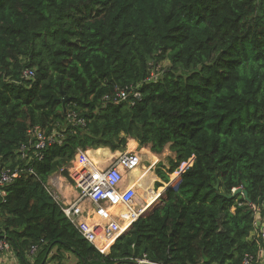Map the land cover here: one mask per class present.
Wrapping results in <instances>:
<instances>
[{"label":"trees","instance_id":"16d2710c","mask_svg":"<svg viewBox=\"0 0 264 264\" xmlns=\"http://www.w3.org/2000/svg\"><path fill=\"white\" fill-rule=\"evenodd\" d=\"M131 86L142 94L133 104V95L104 98ZM70 110L86 125L71 124ZM35 126L64 132L62 140L42 159L23 160L18 150ZM127 136L155 153L170 145L169 169L157 168L165 182L195 160L163 204L103 255L44 182L79 147L122 150ZM19 164L39 178L26 173L4 186L0 239L21 264H115L144 254L161 264H239L258 253V240L264 250L263 236L249 238L260 226L244 195L230 197L243 187L251 202L264 200V0H0V170Z\"/></svg>","mask_w":264,"mask_h":264},{"label":"built area","instance_id":"2783aa9c","mask_svg":"<svg viewBox=\"0 0 264 264\" xmlns=\"http://www.w3.org/2000/svg\"><path fill=\"white\" fill-rule=\"evenodd\" d=\"M25 74L30 76L33 71L27 70ZM131 93L134 95L132 103L142 97L141 93L131 86L128 89L117 87L115 93L106 95V98L119 102L129 99ZM68 118L76 124L85 125V120L79 117L75 111L69 112ZM29 132L31 135L29 142L20 148L22 159L29 158L32 148H35L32 157L42 159L44 149L53 143H60L63 136L60 131L47 135L40 126L32 127ZM140 163L141 156L136 151L123 152L109 160L106 158L95 160L91 157L88 149L79 148L75 159L71 161L69 166L71 175L75 179V187L78 188L75 198L68 201L67 197L53 192L51 187L47 186V190L53 194L54 198L62 202V210L77 226L81 234L102 253H107L113 242L124 234L146 211L145 203L137 198L138 182L127 187L124 186L130 172L136 169ZM79 167L81 170L77 174ZM23 171V168L17 167L15 169H3L0 172L1 195H5L3 187L20 176ZM30 171L34 173L32 169ZM252 207L258 211L257 206L253 205ZM261 232L264 235V229H261ZM9 249L10 244L6 240L0 239V251H8ZM34 249L35 247H33ZM263 254L264 250L262 246H259L257 254H246L240 264H258ZM123 264L160 263L152 261L147 255H144L143 258L136 259L135 263Z\"/></svg>","mask_w":264,"mask_h":264},{"label":"clouds","instance_id":"9594fccd","mask_svg":"<svg viewBox=\"0 0 264 264\" xmlns=\"http://www.w3.org/2000/svg\"><path fill=\"white\" fill-rule=\"evenodd\" d=\"M166 61L167 60H163V61H160V62H157L158 64H157V66L159 67V69L161 70V73H162V75H163V73L165 74V72L167 71V68H168V66L170 65V63H169V65H167L166 64ZM27 70H32V69H27ZM27 70H25L24 71V73H23V75L25 76V77H31V76H33L34 75V71H33V74L32 75H30V76H27L26 74H25V72L27 71ZM134 87V86H133ZM117 88V87H116ZM115 88V89H116ZM120 88H122V87H120ZM129 88H131V87H129ZM135 88V87H134ZM115 89H114V92L111 94V95H113L114 93H115ZM125 89H128V88H125ZM136 90V89H135ZM139 91V90H138ZM140 92V91H139ZM141 93V92H140ZM108 94H110V93H108ZM108 94H106V95H108ZM106 95L104 96V98L106 99V100H108V101H111V102H113V103H118V102H114L113 100H111V99H108V98H106ZM131 95H133V93H131ZM141 96H142V94H141ZM133 97H134V95H133ZM141 99V98H140ZM134 100V99H133ZM136 100H138V99H136ZM122 101V100H121ZM130 102L132 103V100H130ZM133 104V103H132ZM71 111H75V110H70L69 112H71ZM68 112V113H69ZM76 112V111H75ZM76 113H78V112H76ZM79 115V114H78ZM85 120V119H84ZM68 121L69 122H71L70 120H69V118H68ZM71 124H76V123H74V122H71ZM77 125V124H76ZM85 125H86V121H85ZM85 125H83V126H85ZM63 134H64V132H62ZM131 137V136H130ZM131 139H134V140H136L135 138H133V137H131ZM29 140H30V136H29ZM29 140H28V142H29ZM137 141V140H136ZM138 142V141H137ZM130 143V142H129ZM129 143H127L126 144V147L128 146V147H130L131 148V146H130V144ZM169 145V144H168ZM167 145V146H168ZM141 146V145H140ZM150 147L151 148V145L150 144H148V145H145V147ZM22 147V146H21ZM20 147V148H21ZM126 147H125V149H122V150H115V151H113L111 148H109V147H102V148H107L110 152H111V154H112V156L111 157H107V156H93L92 154H91V151H93V150H97V149H99L100 147H98V148H94V147H88V148H82V147H79V148H82V149H88L89 150V153H90V155H91V157L93 158V159H95V160H103V159H105L106 158V160H109V159H112V158H114V157H117V156H119L121 153H123V152H127V151H131V152H134V151H136V152H138L139 154H140V156H141V163H140V165L136 168V169H134V170H132L131 172H130V174L131 173H133V172H135V171H139V169L140 168H142V166L144 165V164H149L148 165V167H147V169H144V171L143 172H141V173H139V175H137L136 177H137V179H136V181L135 182H138V196H137V198H138V200L139 201H141L142 203H145V205H146V211L144 212V214H142L138 219H140L141 217H143L144 215H146L147 213H149L154 207H156V205L154 206V204H155V202H157V200H161V202H162V204H163V197H164V194H165V192L167 191V189L168 188H178V186H179V184H180V182H181V176H182V174H183V172L187 169V168H189L191 165H193V163H194V160H195V156H193L192 158H190L189 159V161L188 162H185L184 164H189V166L188 167H186V168H184V169H182V170H176V172H178L180 175H179V179H178V185L175 187L174 185H173V182L174 181H172V179L169 181V182H165L164 181V179H162L161 177H159L158 176V174H157V167L159 168L160 166L161 167H163L164 168V170H168L169 169V165H167V163L166 164H164V162L161 160V158L159 159L158 158V160H153V161H150V162H147V161H145V159H144V157H143V154H142V152H140V151H138V150H136V148L135 147H133V148H131L130 150H126ZM142 147H144V146H142ZM169 147H170V145H169ZM20 148H19V150H18V153H20V157H21V152H20ZM78 148V149H79ZM77 149V150H78ZM170 149H171V147H170ZM77 150H76V153H77ZM152 150V149H151ZM172 151V150H171ZM44 152V151H43ZM153 154H156V155H158V157H159V154H161V153H155V152H153V151H151ZM173 152V151H172ZM76 153H75V155H76ZM44 156V155H43ZM172 157H174V152H173V156ZM22 158V157H21ZM29 158H31L32 160H40L39 158H33L32 156H30L29 155ZM29 158H28V160H29ZM171 158V157H170ZM170 158H168L169 159V162H170ZM73 159H75V156H74V158ZM72 159V160H73ZM23 160H27V159H23ZM72 160H70V162L65 166V167H62L59 171H56L55 173H53L52 175H50L47 179H48V182H44V185H45V188H46V190H47V186H50L51 187V189H52V191L53 192H55V193H57V194H62V195H64L65 197H67V200L68 201H72L75 197V195L77 194V191H78V188H76L75 187V180H74V182H72L68 177H67V175L65 174V171H68V173L71 175V172H70V170H69V166H70V164H71V161ZM192 160V163H190V161ZM17 167H21V168H23L24 169V171H23V173L20 175V176H18V177H16V178H19V177H21L23 174H26V173H28V174H30V175H33V176H35V177H37V178H39V175L36 173V171H35V169H34V167H33V165H31V164H24V165H21V164H19V165H17V166H15V167H4V168H2L1 170H0V172L3 170V169H15V168H17ZM30 169H32L33 171H34V173H32L31 171H30ZM150 170H152V171H150ZM148 172H151V173H153V175H155V176H158L159 178H161L162 179V182H160V181H158L157 180V177L155 178V180H154V182H153V192L154 193H157L159 196L156 198V200L153 202V203H151L148 199H147V197H146V194H145V192L142 190V188L140 187V183H141V180H142V178L146 175V173H148ZM182 172V173H181ZM174 173V172H173ZM172 173V174H173ZM129 174V175H130ZM144 174V175H143ZM169 174V177L171 178V173H168ZM143 175V176H142ZM72 176V175H71ZM142 176V177H141ZM73 177V176H72ZM141 177V178H140ZM15 178V179H16ZM140 178V179H139ZM14 179V180H15ZM139 179V180H138ZM13 180V181H14ZM12 181V182H13ZM127 181V180H126ZM11 182V183H12ZM134 182V183H135ZM158 182H160L161 183V185L162 186H157V183ZM54 183H55V185H54ZM10 184V183H9ZM7 185V184H6ZM131 185V184H130ZM124 186H126V182L124 183ZM71 187H72V192L70 193V191H71ZM127 187V186H126ZM160 188H165L162 192L160 191ZM237 188H239V187H236V188H234L233 189V191H235ZM243 188V187H242ZM3 189H4V187H3ZM158 189V190H157ZM244 189V188H243ZM4 191H5V189H4ZM48 191V190H47ZM144 192V195H141L140 194V192ZM48 193L53 197V199L61 206L62 204V202H59V201H57L55 198H54V196H53V194H51L49 191H48ZM5 194H6V191H5ZM233 194V193H232ZM241 194H243V193H241ZM239 195V194H238ZM244 195V194H243ZM245 197V196H244ZM246 200V199H245ZM247 201V200H246ZM161 204V205H162ZM247 204L249 205V207L254 211V222H255V226L256 225H259L260 226V228H255L254 230H252L251 231V236L249 237L250 239L253 237H255L256 236V234H258V235H261V236H263L264 237V235L262 234L263 232H261V229H264V220H262V217H264V216H262V211L264 210V200L261 202V203H257V204H255V203H253V202H251L250 201V203L247 201ZM253 205H255V206H257L258 207V211H255V209L252 207ZM64 212V211H63ZM65 213V212H64ZM66 215V214H65ZM67 216V215H66ZM68 217V216H67ZM69 218V217H68ZM70 219V218H69ZM137 219V220H138ZM136 220V221H137ZM71 221V220H70ZM135 221V222H136ZM134 222V223H135ZM71 223H72V225L76 228V230L78 231V233L84 238V239H86L82 234H81V232L79 231V229L77 228V226L71 221ZM134 223H133V225H134ZM133 225L124 233V234H126L132 227H133ZM124 234H122L119 238H117L114 242H113V244L110 246V248H109V251L107 252V253H102L92 242H90L89 240H87L90 244H92L100 253H102L103 255H109L110 254V252H111V250H112V247L114 246V244L124 235ZM6 240L9 244H10V249L8 250V251H2V252H4V253H11V252H13L14 253V255H13V258L14 259H16V260H18L17 262L20 264V261H19V258H18V256H17V254H16V252H15V250H14V248L12 247V245H11V243H10V241H9V239L6 237V236H4L3 238H1V240ZM257 244H258V249H259V246H262L263 244H261V240L259 241H257ZM33 247H35V249L33 250ZM262 248H263V246H262ZM38 252V244H33L29 249H28V251H27V256H28V258L29 259H31L32 261H33V257L36 255V253ZM53 252H54V250H53ZM52 253V252H51ZM248 253H250L251 254V252H247V253H245L244 254V256H243V258H242V260H241V262L243 261V259H244V257L246 256V254H248ZM252 254H254V253H252ZM256 254H257V252H256ZM144 255H147V254H144ZM144 255L142 256V257H135V258H133V257H127L124 261H119V260H116V262H115V264H123V263H135L136 262V259H138V258H143L144 257ZM263 256H264V254H263ZM148 257V256H147ZM149 258V257H148ZM150 260H152L151 258H149ZM152 261H154V260H152ZM155 262H158V261H155ZM240 262V263H241ZM158 263H160L161 264V262H158ZM239 263V264H240ZM211 264H215V263H211Z\"/></svg>","mask_w":264,"mask_h":264},{"label":"crops","instance_id":"0c3cea01","mask_svg":"<svg viewBox=\"0 0 264 264\" xmlns=\"http://www.w3.org/2000/svg\"><path fill=\"white\" fill-rule=\"evenodd\" d=\"M135 144H136V146H135L136 150L142 152L143 157H144L145 161H147V162H150V161H153V160H158V158L159 159L161 158V160L164 162V164H166L167 161H165V160L168 159V158H170L171 156H173V152L171 151L169 145L166 146L162 150L163 152H162L161 155H159V157L156 154H154L155 156L153 157V156L150 155L149 152H144V151H150V152L152 151L149 146L148 147H145V146L142 147V146H140L139 142H137L136 140H135ZM101 149L108 150L107 148H101ZM130 149H131L130 147H126V150H130ZM97 150L96 151H92L93 156H99L100 155L99 151H97ZM108 156L109 157L112 156V154H111V152L109 150H108ZM148 165L149 164H144L142 166V168L139 169V171H135V172L131 173L129 175L128 180L126 181V186H129L130 184H133L136 181V179H137L136 176L139 175V173L143 172L144 169H147ZM150 171H152V170H150ZM148 174H152V178H153V181H154L155 180V175H153V173H151V172H148ZM156 177H157V180L158 181L162 182V179L161 178H159L158 176H156ZM152 187H153V184H152ZM71 192H72V187H71L70 193ZM154 195H155V199H156L158 196H157L156 193H154ZM13 255H14L13 252H11V253H3L2 256H0V264H19L17 262L18 260H16V259L13 258Z\"/></svg>","mask_w":264,"mask_h":264},{"label":"bare ground","instance_id":"6f19581e","mask_svg":"<svg viewBox=\"0 0 264 264\" xmlns=\"http://www.w3.org/2000/svg\"><path fill=\"white\" fill-rule=\"evenodd\" d=\"M102 148V147H101ZM98 149L97 151H99L100 155L99 156H107L108 157V150L106 149ZM144 152H149L151 156H155L154 154H152L150 151H144ZM92 154V151H91ZM93 155V154H92ZM81 167H79L77 174L80 172ZM156 178V176H155ZM153 178H152V174H148L146 173V175L142 178L141 183H140V187L142 188V190L145 192L147 199L153 203L156 199H155V195L153 192Z\"/></svg>","mask_w":264,"mask_h":264},{"label":"rangeland","instance_id":"374dc122","mask_svg":"<svg viewBox=\"0 0 264 264\" xmlns=\"http://www.w3.org/2000/svg\"><path fill=\"white\" fill-rule=\"evenodd\" d=\"M169 60H167L166 61V64L167 65H169ZM72 122V121H71ZM70 122V123H71ZM69 122H68V124H70ZM123 135V134H122ZM130 139H131V137L130 136H127V142H126V144L127 143H129L130 142ZM128 145V144H127ZM128 147V146H127ZM93 151H96V150H93ZM162 154V153H161ZM161 154H159V155H161ZM166 157V156H165ZM167 158V157H166ZM165 161H167L166 163H167V165H169L170 166V162H169V159H166ZM190 163H192V162H190ZM189 166V164L187 165V164H182L181 166H180V170H182V169H184V168H186V167H188ZM161 167V166H160ZM158 168V167H157ZM176 173H178V172H174L172 175H171V178L170 179H172L173 177V175L174 174H176ZM66 174V173H65ZM67 175V177L72 181V182H74V178L68 173V174H66ZM46 182H48V179L46 180ZM154 182V181H153ZM173 185L176 187L177 185H178V181H177V183H174L173 182ZM162 188H160V190H161ZM165 189V188H164ZM158 190V189H157ZM140 194L141 195H144V192L142 191V192H140ZM157 194V193H156ZM157 196H159L158 194H157ZM162 204V202H161V200L159 199V200H157V202H155V204H154V206L156 205V206H160ZM70 256H72V255H70ZM76 257V256H75ZM72 258H73V256H72Z\"/></svg>","mask_w":264,"mask_h":264},{"label":"water","instance_id":"95a60500","mask_svg":"<svg viewBox=\"0 0 264 264\" xmlns=\"http://www.w3.org/2000/svg\"><path fill=\"white\" fill-rule=\"evenodd\" d=\"M66 100H68V97H64V99H63L64 103L66 102ZM27 139L29 140V136L27 137ZM216 187L218 188L219 185H217ZM241 193L244 194L245 199L250 203V199L248 197V192L246 189H243L242 187H239L235 191H233V194L230 197H235L236 195L241 194Z\"/></svg>","mask_w":264,"mask_h":264}]
</instances>
